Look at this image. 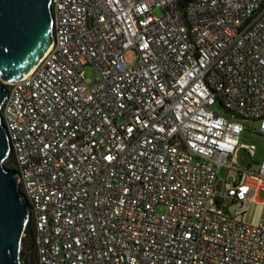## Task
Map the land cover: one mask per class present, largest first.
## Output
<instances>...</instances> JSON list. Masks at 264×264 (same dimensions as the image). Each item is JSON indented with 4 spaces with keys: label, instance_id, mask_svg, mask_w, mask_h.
<instances>
[{
    "label": "built area",
    "instance_id": "1",
    "mask_svg": "<svg viewBox=\"0 0 264 264\" xmlns=\"http://www.w3.org/2000/svg\"><path fill=\"white\" fill-rule=\"evenodd\" d=\"M52 14L50 49L1 112L37 264H264V198L258 224L239 221L264 158L236 160L256 152L244 131L264 135V0H52Z\"/></svg>",
    "mask_w": 264,
    "mask_h": 264
},
{
    "label": "water",
    "instance_id": "2",
    "mask_svg": "<svg viewBox=\"0 0 264 264\" xmlns=\"http://www.w3.org/2000/svg\"><path fill=\"white\" fill-rule=\"evenodd\" d=\"M52 0H0V264H23L28 204L16 170H8L10 143L2 120L6 84L28 76L53 42Z\"/></svg>",
    "mask_w": 264,
    "mask_h": 264
},
{
    "label": "rangeland",
    "instance_id": "3",
    "mask_svg": "<svg viewBox=\"0 0 264 264\" xmlns=\"http://www.w3.org/2000/svg\"><path fill=\"white\" fill-rule=\"evenodd\" d=\"M136 52L134 50H129L125 53V60L127 63H134L136 60ZM86 78L90 81H94L97 78L96 71L87 67L85 69ZM254 126V124H250ZM254 145L256 147V152L251 156L245 149L240 148L236 160L240 167L248 168L252 163L253 169L256 170L258 165L262 162L264 158V135L253 132L251 130H246L243 132L240 138V146H250ZM230 173L229 170L223 168L220 172V178L224 181L226 180L227 174ZM264 194L260 192L257 198L250 204L248 212L245 216H242L239 221H244L248 225H256L260 221L261 217V204L260 201L263 200ZM236 206H231L230 210L234 211Z\"/></svg>",
    "mask_w": 264,
    "mask_h": 264
},
{
    "label": "trees",
    "instance_id": "4",
    "mask_svg": "<svg viewBox=\"0 0 264 264\" xmlns=\"http://www.w3.org/2000/svg\"><path fill=\"white\" fill-rule=\"evenodd\" d=\"M8 170H15L14 160L10 156L6 161ZM21 261L23 264H37V254L35 250V233L32 226L28 225L23 238Z\"/></svg>",
    "mask_w": 264,
    "mask_h": 264
}]
</instances>
